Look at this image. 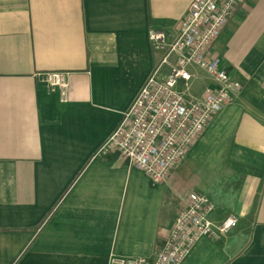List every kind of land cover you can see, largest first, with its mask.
I'll return each mask as SVG.
<instances>
[{
	"label": "crops",
	"instance_id": "1",
	"mask_svg": "<svg viewBox=\"0 0 264 264\" xmlns=\"http://www.w3.org/2000/svg\"><path fill=\"white\" fill-rule=\"evenodd\" d=\"M191 2L0 0V264L151 258L194 193L209 196L215 222L240 220L183 264H264V0H246L215 43L241 91L167 182L101 150L166 55L150 32L171 43ZM51 71L67 72L68 102ZM192 71L193 94L215 85Z\"/></svg>",
	"mask_w": 264,
	"mask_h": 264
},
{
	"label": "built area",
	"instance_id": "2",
	"mask_svg": "<svg viewBox=\"0 0 264 264\" xmlns=\"http://www.w3.org/2000/svg\"><path fill=\"white\" fill-rule=\"evenodd\" d=\"M245 1L192 0L171 43H166L163 31L150 32L152 43L165 48L166 55L104 142L102 151H120L132 167L145 172L154 183L168 181L213 116L241 91V82L222 67L221 58L212 49ZM163 65L169 66L165 74H161ZM196 67L205 70L215 84L200 95L192 92L196 78L192 69ZM44 78L51 90L59 91L62 102L69 101L67 72H47ZM213 210L208 195L194 193L189 205L176 216L158 253L151 258L112 255L108 264H183L201 239H218L238 226V215L215 222L210 216Z\"/></svg>",
	"mask_w": 264,
	"mask_h": 264
},
{
	"label": "trees",
	"instance_id": "3",
	"mask_svg": "<svg viewBox=\"0 0 264 264\" xmlns=\"http://www.w3.org/2000/svg\"><path fill=\"white\" fill-rule=\"evenodd\" d=\"M14 264H16V263H14Z\"/></svg>",
	"mask_w": 264,
	"mask_h": 264
}]
</instances>
